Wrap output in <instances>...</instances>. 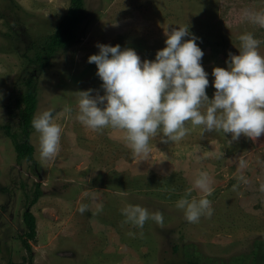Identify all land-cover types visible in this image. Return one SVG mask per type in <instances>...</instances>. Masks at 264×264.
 Masks as SVG:
<instances>
[{
	"label": "rangeland",
	"instance_id": "rangeland-1",
	"mask_svg": "<svg viewBox=\"0 0 264 264\" xmlns=\"http://www.w3.org/2000/svg\"><path fill=\"white\" fill-rule=\"evenodd\" d=\"M15 2L0 0L6 14L0 16V264H31L22 238L28 231L24 212L37 184L42 195L30 207L37 220L32 264H253L257 245H264V135L252 140L242 134L233 141L230 133L203 131L188 121L192 130L179 141L152 136L145 158L133 154L123 130H93L76 114L79 90L103 92L97 65L88 62L98 41L155 58L165 46V30L190 25L202 38L197 41L202 63L211 73L215 65L227 66L229 51L238 53L242 33H253L264 53V26L246 15L264 12V0H85L78 41L43 68L28 67L24 53L32 55L31 43L55 30L71 0ZM29 76L36 85L35 114L53 109L62 130L57 155L41 159L39 134L32 129L38 169L33 162H18L5 127L20 133L24 103L19 101ZM209 80L211 97L214 77ZM200 170L212 177L214 211L189 222L176 202L185 195L199 198L193 180ZM128 203L161 211L163 225L149 219L141 229L124 222L121 208ZM81 204L89 206L83 213ZM257 257V264H264L262 255Z\"/></svg>",
	"mask_w": 264,
	"mask_h": 264
},
{
	"label": "clouds",
	"instance_id": "clouds-1",
	"mask_svg": "<svg viewBox=\"0 0 264 264\" xmlns=\"http://www.w3.org/2000/svg\"><path fill=\"white\" fill-rule=\"evenodd\" d=\"M246 15L264 26V12ZM165 35V46L156 51L155 58L142 59L134 47L98 41L99 50L88 56V62L97 65L103 92L79 90L76 119L93 130H123V139L133 154L145 158L151 153L152 136L162 133L160 140L165 143L179 141L192 130L186 125L188 121L202 126L203 131L230 133L233 141L242 134L252 140L264 135V53L254 34L242 33L238 53L229 51L227 66L215 65L211 73L202 63L204 50L197 43L202 38L190 31V25L172 27ZM209 75L214 77L211 97L206 90ZM53 112L45 109L32 118V127L39 134L41 159L54 158L60 148L62 130ZM245 166L241 159L239 167ZM238 179L246 182L242 175ZM193 184L200 190L199 198L185 195L176 202L189 222H197L205 214L211 216L214 211L209 199L213 191L209 172L200 170ZM88 207L81 204L79 211L83 213ZM121 213L124 222L141 229L149 219L164 223L161 211L150 212L140 204L128 203Z\"/></svg>",
	"mask_w": 264,
	"mask_h": 264
},
{
	"label": "trees",
	"instance_id": "trees-1",
	"mask_svg": "<svg viewBox=\"0 0 264 264\" xmlns=\"http://www.w3.org/2000/svg\"><path fill=\"white\" fill-rule=\"evenodd\" d=\"M15 2V0H13ZM15 4L20 8V5L15 2ZM85 0H71V5L68 12L59 22L57 27L51 33L36 38L33 43L28 47L29 51H33L32 55L24 53V57L28 59V67L30 65H35V67L43 68L48 65L51 58L60 50H65L71 45L76 43L79 39V28L85 19ZM21 9V8H20ZM0 16L5 17L6 14L0 12ZM39 65V66H38ZM26 89L20 98V104L24 103L20 111L21 122H20V133L11 132L9 126H5L7 134L13 139L16 158L19 163L24 160L33 162L35 168L38 169V162L34 156L35 146L30 140V135L32 132V118L36 112L38 98L36 93V85L34 83L33 77H27L25 80ZM35 169L36 174H39ZM40 195H42V190L40 184H37L36 194L34 198L29 203L27 209L24 212V221L28 227L26 237L22 238L23 245L30 255V262L33 263L34 259V249L30 240H36L37 236V220L35 214L32 212L30 207L34 205ZM264 245L259 243L257 249L253 252V257L244 256L245 260H250L253 264H257V255H262L264 259ZM188 257H192L190 252H187ZM262 259V260H263ZM191 260V259H190ZM9 264H17L14 261L9 262Z\"/></svg>",
	"mask_w": 264,
	"mask_h": 264
}]
</instances>
